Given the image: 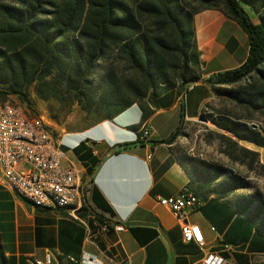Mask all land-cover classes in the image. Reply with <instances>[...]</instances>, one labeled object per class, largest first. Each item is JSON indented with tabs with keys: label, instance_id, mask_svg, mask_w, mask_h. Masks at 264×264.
Segmentation results:
<instances>
[{
	"label": "trees",
	"instance_id": "1",
	"mask_svg": "<svg viewBox=\"0 0 264 264\" xmlns=\"http://www.w3.org/2000/svg\"><path fill=\"white\" fill-rule=\"evenodd\" d=\"M203 10L222 12L248 41L241 65L204 82L216 97L264 116V0H0V102L10 106L7 101L15 98L30 108L34 92L41 100L69 101L85 113L105 110L106 117L136 104L146 119L149 93L182 91L201 80L194 15ZM207 121L228 144L221 153L242 162L234 154L240 151L251 161L248 168L256 166L264 178L258 155L237 143L264 148V124L253 130L242 118L220 112ZM180 128L161 143H173ZM184 163L188 187L200 199L235 193L237 208L249 211L264 236L261 191L236 194L252 189L246 178L202 160Z\"/></svg>",
	"mask_w": 264,
	"mask_h": 264
},
{
	"label": "crops",
	"instance_id": "2",
	"mask_svg": "<svg viewBox=\"0 0 264 264\" xmlns=\"http://www.w3.org/2000/svg\"><path fill=\"white\" fill-rule=\"evenodd\" d=\"M201 80L145 102L150 115L142 118L134 104L124 111L87 124L60 129L57 137L79 170L82 202L67 208H36L8 187L0 186V264H200L206 254H217L237 264L264 260V236L255 230L249 211L239 210L234 194L201 198L188 213L187 223L198 226L204 246L182 239L181 224L161 198L189 188L186 165L168 140L179 128L198 121L220 101L210 76L241 65L223 63L229 43L239 31L222 12L203 10L194 15ZM226 30V31H225ZM229 34L225 43L219 35ZM219 112L216 111L214 116ZM150 137L138 141L143 127ZM133 145L120 149L122 144ZM238 146L255 152L264 165V148L245 141ZM117 152V153H115ZM242 190L236 192L241 194ZM77 207V208H76ZM122 225L125 230L116 232ZM107 228L104 230L103 228Z\"/></svg>",
	"mask_w": 264,
	"mask_h": 264
},
{
	"label": "built area",
	"instance_id": "3",
	"mask_svg": "<svg viewBox=\"0 0 264 264\" xmlns=\"http://www.w3.org/2000/svg\"><path fill=\"white\" fill-rule=\"evenodd\" d=\"M16 118L6 113L0 102V186L10 188L36 208L75 206L73 180L75 174H80L76 163L42 118L35 117V136H27L25 127L17 129ZM150 134L147 127L145 137L138 141L146 140ZM158 204L176 216L181 224L183 241L194 242L202 249L204 242L198 226L189 225L186 221L188 213L202 205L201 199L185 187L173 196L159 199ZM114 230L122 232L125 227L117 225ZM82 262L92 264L83 258ZM199 263L237 264L232 259L212 253L204 255ZM33 264L49 262L35 260Z\"/></svg>",
	"mask_w": 264,
	"mask_h": 264
},
{
	"label": "rangeland",
	"instance_id": "4",
	"mask_svg": "<svg viewBox=\"0 0 264 264\" xmlns=\"http://www.w3.org/2000/svg\"><path fill=\"white\" fill-rule=\"evenodd\" d=\"M236 24V23H235ZM237 25V24H236ZM238 26V25H237ZM238 32L229 43L230 50L233 53H227L223 56V63L226 65H234L239 63L245 56L246 45L248 43L247 36L244 31L238 26ZM226 31V30H225ZM225 31L219 35L218 42L225 43L229 34ZM232 47V49H231ZM100 74V73H99ZM220 101L212 107L215 110L213 113L205 111L202 117L206 118L214 113H226L235 117H240L247 121L249 124H255L260 128L264 124V116L260 113H253L249 110L239 107L232 102L219 98ZM10 106H16L25 111L31 118L40 117L45 124L57 135V127H72L74 125L87 124L89 121H94L103 115L106 116L105 110H99L96 112L85 113L79 109L76 104H71L69 101H56V100H41L33 94L31 95V106L27 107L25 104H21L15 98L7 101ZM58 124V126H56ZM222 133L217 130L210 121L206 123L199 120L193 124H187L180 128L178 135L173 145L174 151L178 155L179 159L184 163L186 158H192L195 160H202L212 164H218L226 167L231 175L235 174L240 177L246 178L252 189L242 190L241 194H250L253 190H259L264 194V178L259 175V170L254 166L253 170L248 168L251 163L249 158H245L243 153L236 151L234 154L240 158L242 162L233 161L225 154L221 153L228 148L227 143L221 142L216 134ZM185 164V163H184ZM257 264H264V260H259Z\"/></svg>",
	"mask_w": 264,
	"mask_h": 264
},
{
	"label": "bare ground",
	"instance_id": "5",
	"mask_svg": "<svg viewBox=\"0 0 264 264\" xmlns=\"http://www.w3.org/2000/svg\"><path fill=\"white\" fill-rule=\"evenodd\" d=\"M4 110L6 113H9L12 116H17L16 118V126L17 129H26L27 136H35V117L31 118L25 111H23L19 107H11V106H4ZM147 127H143L138 135V139H143L145 137V131ZM80 174L74 175L73 180V200L75 206L81 204L82 196H81V184H80Z\"/></svg>",
	"mask_w": 264,
	"mask_h": 264
},
{
	"label": "water",
	"instance_id": "6",
	"mask_svg": "<svg viewBox=\"0 0 264 264\" xmlns=\"http://www.w3.org/2000/svg\"><path fill=\"white\" fill-rule=\"evenodd\" d=\"M200 122H203V123H206L207 122V119L206 118H204V117H202V116H200V118L198 119ZM250 127H251V129H253V130H256L257 129V126L255 125V124H250Z\"/></svg>",
	"mask_w": 264,
	"mask_h": 264
}]
</instances>
